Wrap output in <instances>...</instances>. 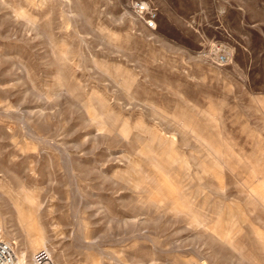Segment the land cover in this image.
<instances>
[{"label":"rangeland","instance_id":"1","mask_svg":"<svg viewBox=\"0 0 264 264\" xmlns=\"http://www.w3.org/2000/svg\"><path fill=\"white\" fill-rule=\"evenodd\" d=\"M0 233L27 264H264V0H0Z\"/></svg>","mask_w":264,"mask_h":264},{"label":"built area","instance_id":"2","mask_svg":"<svg viewBox=\"0 0 264 264\" xmlns=\"http://www.w3.org/2000/svg\"><path fill=\"white\" fill-rule=\"evenodd\" d=\"M139 10L144 13L147 11V5L140 4ZM147 25L151 28L154 26V20L149 18L147 21ZM17 260L15 249L0 240V264H15ZM51 258L48 252L45 250L39 251L33 257V264H50Z\"/></svg>","mask_w":264,"mask_h":264},{"label":"bare ground","instance_id":"3","mask_svg":"<svg viewBox=\"0 0 264 264\" xmlns=\"http://www.w3.org/2000/svg\"><path fill=\"white\" fill-rule=\"evenodd\" d=\"M0 236H1V233H0ZM48 240H45V242L43 243V244H40L38 247H39V249H46V250H48V251H46V252H48L49 253V255H50V258H51V263L50 264H61V263H58L59 261H56V260H54L53 259V262H52V258H54V257H51V256H53V253H52V251L51 250H49V248L47 247V244H48ZM37 247V248H38ZM39 251H42V250H39ZM38 251V252H39ZM37 253V252H36ZM35 253V254H36ZM35 254H34V256H35ZM15 264H27V262L25 261V260H22V259H17V261H16V263Z\"/></svg>","mask_w":264,"mask_h":264}]
</instances>
